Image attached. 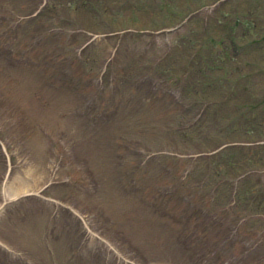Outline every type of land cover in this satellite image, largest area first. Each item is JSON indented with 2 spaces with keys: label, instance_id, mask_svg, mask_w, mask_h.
<instances>
[{
  "label": "rangeland",
  "instance_id": "374dc122",
  "mask_svg": "<svg viewBox=\"0 0 264 264\" xmlns=\"http://www.w3.org/2000/svg\"><path fill=\"white\" fill-rule=\"evenodd\" d=\"M203 75L210 109L264 117V0H0V127L15 161L2 185L0 264H258L224 227L204 228L209 216L188 222L180 201L157 198L170 180L161 162L132 170L136 148L165 151L164 129L188 109L181 97L207 94L187 78ZM260 125L235 138L261 137ZM5 171L0 151V184ZM71 176L94 193L51 189Z\"/></svg>",
  "mask_w": 264,
  "mask_h": 264
},
{
  "label": "trees",
  "instance_id": "16d2710c",
  "mask_svg": "<svg viewBox=\"0 0 264 264\" xmlns=\"http://www.w3.org/2000/svg\"><path fill=\"white\" fill-rule=\"evenodd\" d=\"M206 75L199 76L196 78L190 79V83L198 88H203L206 86L209 81L208 78H204ZM210 84V83H208ZM186 98H188L186 96ZM204 99V98H203ZM208 104L205 105V103H199V109H208ZM184 114V113H182ZM186 115V114H185ZM188 115H186L187 118ZM208 117V119H206ZM209 120V115H207V112L204 111L199 118L196 119L194 122L195 125L191 129H185L181 126L178 128L173 127L170 129V131L173 133L172 139L176 140L177 142L184 144V143H190V141H201V145H198V149H211L204 140L209 139L208 136L214 134L216 136H220V132H222V128L220 127V124L218 126H211L213 124H209V126H203L204 123H206ZM219 131V132H218ZM218 132V133H216ZM181 149L182 147L179 146ZM226 152H222L218 155V158L215 160H210L205 164V168L201 170H204L200 175H209L211 174L212 182L209 184V190L206 189V191L211 192V196L213 198L211 208L212 210L221 212V207L219 206V201L227 195V190L229 187L232 188V184L230 186V182L226 181L229 180V177L233 175V172H239L241 170V167L244 165V159L242 160H235L233 154L231 153V148L224 149ZM215 156V155H214ZM223 158V159H222ZM250 162V158H247ZM248 162V161H247ZM204 166V165H203ZM229 174V175H228ZM228 175V177H226ZM258 182H256V185L252 187L254 184H245V188L241 194L238 193L239 198V205L243 208V210H246V212L249 214H252L256 210L255 203L258 204L260 208L257 209V211H260L262 207H264V197H258L256 199L255 197V187L257 186ZM242 186V185H241ZM206 188V187H205ZM224 203V205L228 204V201L225 202L221 200V204ZM242 215L238 214L236 216L240 217ZM247 216V215H246Z\"/></svg>",
  "mask_w": 264,
  "mask_h": 264
}]
</instances>
